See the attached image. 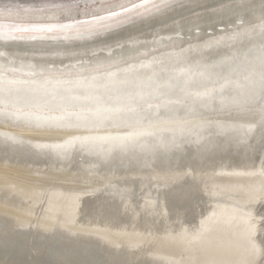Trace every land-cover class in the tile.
Returning <instances> with one entry per match:
<instances>
[{"label":"bare ground","instance_id":"1","mask_svg":"<svg viewBox=\"0 0 264 264\" xmlns=\"http://www.w3.org/2000/svg\"><path fill=\"white\" fill-rule=\"evenodd\" d=\"M262 94L261 0L0 14V264H264Z\"/></svg>","mask_w":264,"mask_h":264},{"label":"water","instance_id":"2","mask_svg":"<svg viewBox=\"0 0 264 264\" xmlns=\"http://www.w3.org/2000/svg\"><path fill=\"white\" fill-rule=\"evenodd\" d=\"M124 1L126 0H0V14L34 15L51 12H76L78 13V15H87L89 13H94L97 9L112 6L114 4H119ZM215 155L217 156V154ZM222 156H231L233 158L236 156V154L230 153V151L227 150L226 152H223L221 157ZM169 157L177 158L179 163L182 164L183 162L188 161L193 156L191 151H188L183 155H173ZM137 185L138 183L135 182V187H137ZM92 201L93 200L91 199H86L84 201V204H91ZM169 205L170 208H174L173 206H175L171 203V201ZM183 205L186 206L185 203ZM186 216L190 217L191 213L188 212ZM23 234L25 233H19V236L22 237ZM48 238L49 237H37V240L35 241L38 245L36 247V253H31L35 261L40 264H60L57 259L58 255L60 254L68 259L71 258L73 260L74 258L72 256V253L77 255L79 259L82 260L83 264H105V259L103 258L105 256L100 254L101 250L99 251L95 247H90L91 245L84 248L75 247L72 244L73 242L68 244L61 242V244H63L61 245L57 239ZM19 241L21 242V244H18L17 246H20L21 249L16 247V249L13 251V257H18L19 261L22 262L19 263L23 264V262L25 263L26 258L29 257L28 250L26 248V246H28V238L27 240L24 238L23 241ZM46 245L48 246L46 247ZM4 247L8 248L9 246L4 245Z\"/></svg>","mask_w":264,"mask_h":264},{"label":"snow or ice","instance_id":"3","mask_svg":"<svg viewBox=\"0 0 264 264\" xmlns=\"http://www.w3.org/2000/svg\"><path fill=\"white\" fill-rule=\"evenodd\" d=\"M261 13L262 16H264V0H261ZM257 101L255 99H253L252 103H256ZM259 103L261 105V111L262 113H264V94L261 95V97L259 98ZM261 129H262V135H261V152L264 153V121H262L261 123ZM179 147V146H177ZM249 148H251L252 150H254V146L249 145ZM185 176L189 175L188 173L184 174ZM209 194L211 193V189H208ZM190 195V192L188 191H184L183 189H180L178 191H175L173 193H171V197L173 199H179V198H184ZM106 211H108V209H105ZM115 211L118 212L119 209L115 208Z\"/></svg>","mask_w":264,"mask_h":264},{"label":"rangeland","instance_id":"4","mask_svg":"<svg viewBox=\"0 0 264 264\" xmlns=\"http://www.w3.org/2000/svg\"><path fill=\"white\" fill-rule=\"evenodd\" d=\"M205 53V52H204ZM194 53H191V55H193ZM118 74H121V73H118ZM6 78H12V79H14V80H18V81H26V82H40L39 80L38 81H33L34 79H26V78H24V79H21V78H16V77H11V76H6ZM87 80V79H86ZM90 80V79H89ZM31 245H33L34 246V244L30 241L29 243H28V246H30L31 247ZM35 253V252H34ZM29 258H26V260H25V262L26 263H24L23 262V264H30L31 262H33V261H31V259H29ZM18 264V263H17ZM34 264H40V263H34Z\"/></svg>","mask_w":264,"mask_h":264}]
</instances>
